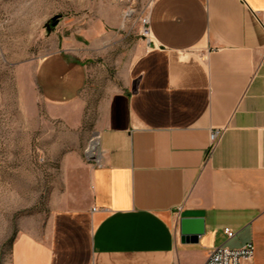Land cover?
Instances as JSON below:
<instances>
[{"label": "crops", "instance_id": "crops-1", "mask_svg": "<svg viewBox=\"0 0 264 264\" xmlns=\"http://www.w3.org/2000/svg\"><path fill=\"white\" fill-rule=\"evenodd\" d=\"M108 4L100 23L117 25ZM148 14L151 37L100 109L94 152L67 157L50 217L19 234L11 264H206L247 244L249 264H264V0H154ZM33 85L51 119L81 127L86 59L51 53ZM183 218L205 234L184 237Z\"/></svg>", "mask_w": 264, "mask_h": 264}, {"label": "rangeland", "instance_id": "rangeland-1", "mask_svg": "<svg viewBox=\"0 0 264 264\" xmlns=\"http://www.w3.org/2000/svg\"><path fill=\"white\" fill-rule=\"evenodd\" d=\"M153 1L0 0V264H11L22 231L47 222L67 157L91 150L101 107L143 52L140 18ZM110 2L119 11L112 27L100 23ZM62 49L89 67L79 128L51 119L33 85L38 61Z\"/></svg>", "mask_w": 264, "mask_h": 264}, {"label": "built area", "instance_id": "built-area-1", "mask_svg": "<svg viewBox=\"0 0 264 264\" xmlns=\"http://www.w3.org/2000/svg\"><path fill=\"white\" fill-rule=\"evenodd\" d=\"M141 22V33L146 39H150L151 37V28H150V17L149 14L144 15L140 18ZM221 137V130H213L210 133V146L209 153L210 155L212 149L215 147L217 142ZM90 150V149H89ZM89 150L87 154L89 155ZM225 233L229 238H233L235 236L234 232L229 229L225 230ZM255 253V247L253 244H247L245 247L241 249H230L227 247H219L213 249L209 257L207 259L206 264H249Z\"/></svg>", "mask_w": 264, "mask_h": 264}, {"label": "water", "instance_id": "water-1", "mask_svg": "<svg viewBox=\"0 0 264 264\" xmlns=\"http://www.w3.org/2000/svg\"><path fill=\"white\" fill-rule=\"evenodd\" d=\"M181 231L184 237L196 238L205 234V222L199 218H183L180 221Z\"/></svg>", "mask_w": 264, "mask_h": 264}, {"label": "bare ground", "instance_id": "bare-ground-1", "mask_svg": "<svg viewBox=\"0 0 264 264\" xmlns=\"http://www.w3.org/2000/svg\"><path fill=\"white\" fill-rule=\"evenodd\" d=\"M96 146H97V141H94V142L92 143V148H91V150H90V153H91V154L94 152ZM97 149H98V147H97Z\"/></svg>", "mask_w": 264, "mask_h": 264}]
</instances>
